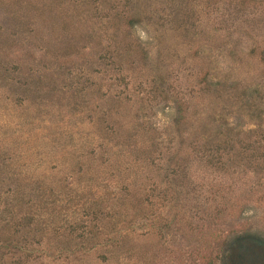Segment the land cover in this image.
<instances>
[{"label": "rangeland", "instance_id": "obj_1", "mask_svg": "<svg viewBox=\"0 0 264 264\" xmlns=\"http://www.w3.org/2000/svg\"><path fill=\"white\" fill-rule=\"evenodd\" d=\"M48 1L21 0L11 9V0H0V60L14 76L28 71L35 76L41 66L38 40L33 35L29 43L25 40L28 22L31 30L42 32L44 41L50 40L49 50L63 46L60 39H49L44 27L48 19L42 10ZM116 2L137 20L131 40L146 52L144 65L131 72L103 69L99 51L110 41V32L100 31L107 20L104 11L95 13L93 21L73 22L83 33H101L106 42L86 45L84 65L73 64L70 71L90 74L102 90L115 88L130 99L125 110H112L106 121L114 129L119 123L122 129L142 123L143 134L121 146L125 132L116 129L120 139L111 137L100 145L90 123L105 111L100 100L89 94L85 105L70 110L71 104L56 98L59 93L49 98L31 84L23 91L16 83L7 87L0 81V194L31 193L37 177L67 179L66 185L70 176L83 184L90 173L76 171L75 157L95 149L99 154L92 157L99 171L92 175L99 187L116 183L123 189L130 182L147 200L142 203H149L147 214L138 207L112 208L111 200L99 208L97 225H134L122 247L130 252L124 254L127 258L119 256L120 264H230L222 252L239 239L264 241V0H250L243 9L236 6L237 0ZM17 13L25 16V24L14 20ZM91 14L87 11L86 16ZM61 20L55 16L57 33ZM52 68L57 77L65 73L61 66ZM56 81L57 88L64 89L65 82ZM154 87L165 97L152 98ZM139 92L149 95L141 111L134 103ZM177 102L182 120L174 126ZM79 161L86 164L82 169L89 166L86 157ZM183 171L185 183L175 180ZM148 222L145 241L140 235ZM5 236L1 231L0 241Z\"/></svg>", "mask_w": 264, "mask_h": 264}, {"label": "trees", "instance_id": "obj_2", "mask_svg": "<svg viewBox=\"0 0 264 264\" xmlns=\"http://www.w3.org/2000/svg\"><path fill=\"white\" fill-rule=\"evenodd\" d=\"M116 1L66 0L65 4H62L61 1L58 4L57 1L50 0L45 3L42 14L48 19L45 20L46 26H44L47 29L48 38L56 42L60 39L63 46L58 51L49 50L46 45L50 44V40L44 41L42 32L35 28L31 30L28 22L26 26L29 30L23 32L27 36L25 40L26 43H29L28 39L32 35L34 39L38 40L39 44L36 45L40 54L41 66L34 72L35 76L30 71L27 74L14 76L15 73L0 60V81L6 83L7 87L16 83L23 91H28L26 87L31 84L39 95L42 91L49 98L59 93L60 95L56 98L64 100L67 105L71 104L70 110L77 105H82L85 102L84 98L90 94V99L100 100L105 108L98 120L90 122L92 128L94 125L96 127L93 128V131L97 142L100 145H106L111 137L120 139V133L118 134L116 129L121 128L125 132L123 140L120 141L122 146L126 139H130L138 133L143 134V130H141L143 124L136 123L133 128L122 129L119 123V126L114 129L106 119H111L112 110H118L122 106L125 110L124 106H129L130 99L125 98L123 93L116 92L115 88L102 90L100 85L91 82L94 77L90 74L83 75V72H79L72 75L70 71L73 64L84 65L85 49L91 42H106L101 41V33L96 34L93 31L83 33L73 22L78 24L81 19L85 20L83 21L85 23L93 21L95 13L99 12L100 14L104 11L108 13L104 17L107 20L100 31L104 30V34H108L109 31L108 36L111 42L109 41L108 47L100 48L99 51L102 54L98 60L103 62L102 65L105 67L103 69L107 71L108 68H118L120 71L131 72L135 67L144 65L147 59L146 52L141 49L137 41L131 40V31L137 20L126 8L119 9V4ZM20 2L21 0H11L9 6L11 9H16L15 5ZM126 2L128 3V1ZM249 2L250 0H237L236 6L243 9L249 5ZM60 4L62 7L60 6L59 12L56 13V7ZM124 5L121 4L120 7H125ZM87 11L90 14L92 12V18L86 16ZM56 15L62 16L60 21L62 25L58 33L54 24ZM29 17L28 15L26 19ZM14 18L17 23L25 24L24 15L17 13ZM54 65L61 66L60 69L65 70L61 77H57V74L52 70ZM41 71L43 72L40 73ZM16 79H21V81H16ZM56 80L65 82L64 89L57 88ZM150 93L152 98L165 97L164 92L158 87L152 88ZM147 94L139 92L134 96V103L138 104L137 108L140 111L145 109L144 104L149 100ZM175 106L176 116L171 121L174 126L179 125L182 120V107L178 102ZM83 107L85 108V106ZM103 123L104 127L101 125ZM84 153V156H76L74 162L77 172L87 171L90 173L88 178L82 181L83 184H78L70 176V182L66 185L64 183L67 179L58 182V180L52 181L46 180L44 177H37L33 179L34 188L31 193L23 194L15 190L4 196L0 194V232L2 231L6 235L5 239L0 241V264H33V262L47 264L48 260L58 264L63 262L66 264H89L91 260L93 264L109 262L120 264L119 256L130 252L129 249L124 251L122 247L125 246L127 236H132L134 225L127 223L117 227V224H108L107 222L97 225V221L100 222L98 217L101 215L99 208H105L104 204L111 200L112 208L138 207L142 208V213H146L149 203H142L147 200L141 198L138 189L130 182L123 189L120 184L116 183L113 187L105 183L99 187L100 182L96 176L92 175L96 171L95 169L99 171V165L95 164L97 158L92 157L94 154H99V151L89 148ZM79 157H86L89 166L82 169L81 167L86 164H81L82 161H79ZM93 159H95L94 162H92ZM93 164L96 165V168H92ZM186 173L183 171V174L177 176L175 180L185 183L188 178ZM96 186L101 188L100 194L97 193ZM171 190L172 194L176 195L174 189ZM145 196L147 195L143 193L142 197L145 198ZM24 197H26L25 200ZM161 199L166 198L162 197ZM21 207L26 209L19 212ZM1 215H4L6 219ZM106 216L108 217L109 214L106 213ZM109 218L112 220L113 215ZM140 237L145 241L149 240V222ZM234 254L230 249L222 252V256H225L224 258H227L228 262ZM218 258L219 256H216V259Z\"/></svg>", "mask_w": 264, "mask_h": 264}, {"label": "flooded vegetation", "instance_id": "obj_3", "mask_svg": "<svg viewBox=\"0 0 264 264\" xmlns=\"http://www.w3.org/2000/svg\"><path fill=\"white\" fill-rule=\"evenodd\" d=\"M229 247L236 254L230 264H264V241L262 240L245 237Z\"/></svg>", "mask_w": 264, "mask_h": 264}]
</instances>
